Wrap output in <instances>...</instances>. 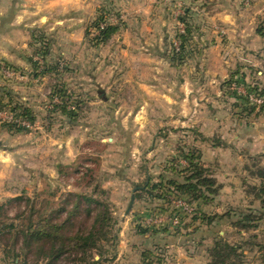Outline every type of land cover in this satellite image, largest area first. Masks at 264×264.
Returning <instances> with one entry per match:
<instances>
[{
    "label": "rangeland",
    "instance_id": "rangeland-1",
    "mask_svg": "<svg viewBox=\"0 0 264 264\" xmlns=\"http://www.w3.org/2000/svg\"><path fill=\"white\" fill-rule=\"evenodd\" d=\"M49 1L0 0V264H207L216 236L242 243L248 264H262L264 252L245 242L264 244V218L256 228L238 224L249 207L261 210L242 184L246 161L236 146L247 134L235 138L234 125L225 127L229 114L211 117L209 108L264 115V69L255 78L223 21H210L220 11L253 16L260 0H74L64 9L43 5ZM23 11L24 19L15 17ZM257 17L251 26L260 34L264 13ZM188 23L192 37L175 56ZM108 24L117 30L98 41ZM220 51L237 56L216 64ZM63 102L74 116L50 114ZM193 148L224 183L212 203L191 202L170 184L153 192L162 198L142 193L149 181L181 180L172 168L187 167ZM68 193L102 200L115 219L86 251L56 258L52 244L40 250L12 234L31 203L48 213ZM74 200L53 222L69 217ZM99 210L82 202L61 234L88 236Z\"/></svg>",
    "mask_w": 264,
    "mask_h": 264
},
{
    "label": "trees",
    "instance_id": "trees-1",
    "mask_svg": "<svg viewBox=\"0 0 264 264\" xmlns=\"http://www.w3.org/2000/svg\"><path fill=\"white\" fill-rule=\"evenodd\" d=\"M187 23V22H186ZM117 30L116 26L106 25L97 37L98 41L108 40L114 32ZM258 31L260 34L264 35V27H259ZM193 34V28L188 23L186 24L185 33L181 35V47L180 51L176 52L174 55L182 57L186 51V45L190 41ZM173 57L174 59L176 57ZM60 109L63 113H67L69 116H74L75 112L67 108V103L63 102L61 105H56L50 114L56 109ZM264 109V104L260 106ZM24 112L27 113L26 108ZM28 114V113H27ZM11 128L14 127L12 123L8 124ZM198 149L193 148L188 154L189 165L177 171V174L182 177L181 180L170 178L168 182L163 184L164 179L161 182L152 183L149 181L146 183L145 188L141 189L142 193L149 194L150 197L162 198V194L153 193L157 189L167 187L170 184L173 188L178 190V192H183L189 195L191 202H198L199 205H207L212 203L215 196L219 195L224 187V183L221 182L216 176L212 174L211 165L208 162H204L201 159V155ZM246 162L243 164L244 173L241 175L242 184L245 185L244 191L246 193V198H249V204L253 205L257 202L261 204V210L255 211L250 207L245 214L243 221L238 224L242 229H250L258 227L259 221L264 218V154L257 153L253 155H248L246 157ZM174 165V164H173ZM176 165V164H175ZM139 197V196H138ZM70 198H75L74 206L72 211L69 212V217L61 222H53L54 219L66 210ZM23 199V198H15ZM31 202H34L31 200ZM86 202L88 204L96 203L97 206H104V210H99L95 217L94 225L88 236H83L79 231L75 234H70L69 236H64L61 231L66 227L68 223L71 222L73 216L78 213L80 204ZM66 204V205H64ZM64 204L55 208L50 212H46L45 209L36 208L34 204L31 203L32 211L30 216L25 220L21 228H16L15 224H10V231L14 230L12 234L17 236L21 235L27 240V244L35 240L39 244L40 250H42V245L52 244L50 249L53 251V255L56 258L62 256L66 252L77 253L80 251H86L91 244H95L97 241V234L107 230L114 225L115 219L112 216L109 208L105 206L104 202L92 195L88 194H78V193H68L65 197ZM66 206V207H65ZM37 213L36 218L34 215ZM47 213V214H46ZM208 218V217H207ZM214 217H210L208 222H212ZM256 237V235H254ZM245 244H253L260 247L261 251L264 252V244H258L252 241H246ZM243 245L232 242L223 236H216L213 238L212 245L208 250V262L207 264H248L246 256L243 251ZM264 264V261L263 263Z\"/></svg>",
    "mask_w": 264,
    "mask_h": 264
},
{
    "label": "crops",
    "instance_id": "crops-1",
    "mask_svg": "<svg viewBox=\"0 0 264 264\" xmlns=\"http://www.w3.org/2000/svg\"><path fill=\"white\" fill-rule=\"evenodd\" d=\"M43 2H45L46 0H42ZM74 1V0H55V1H49L48 4H43L44 6H49V7H53L54 8V3H61V7L62 9H64V7H68L70 5H74L75 1L73 4H71L70 2ZM258 7L256 8V10H254V15L252 16H248V17H241L238 15L233 14V12H224V11H220L217 12L213 15H215L214 17L210 16V21L212 22H217V19H221L223 22L221 24H223L224 28L227 30L228 36L231 39H236V44H238L239 46V50L240 54H245V57H248L249 59L252 60V63L250 66H254L251 71L253 73V75H255L256 78V72L260 71L261 68L264 69V37L261 36L260 34H258L256 32V29L251 26V23H254L257 20V15H260L262 13H264V0H260L258 2ZM41 7V4L40 6ZM35 12H30L29 15L36 13ZM2 13V12H1ZM25 12H18L15 17L19 18V19H24L25 17ZM212 15V16H213ZM31 17V16H30ZM34 17V16H33ZM40 17L46 18L47 15L43 14ZM242 18H244L245 21H242ZM7 19V18H6ZM7 20H12V17ZM59 20V19H58ZM61 21H63L64 19H60ZM80 20V18H79ZM35 22V21H33ZM250 28V29H249ZM238 42V43H237ZM230 50V45L227 47ZM216 48L211 47L210 51H215ZM226 53L225 54H221L218 52V56L215 57L213 59V61L218 64L220 61L223 62V59L225 58L227 62L231 63L233 60L234 56H237V53H234L233 57H229L226 58ZM224 64V63H223ZM264 71V70H263ZM262 72V71H260ZM246 78L247 74L245 72V74H243ZM223 78L226 77L224 74L222 76ZM223 86V85H222ZM222 88L219 89L218 95H220V93H222ZM224 95V94H223ZM222 95V96H223ZM223 98V97H222ZM219 100V99H217ZM211 109V117H217V114L221 113H228V122L225 123V127L227 128V132L231 130L232 125H234V130L236 131L238 134L235 136V138H240V136H243V134H247L246 140L245 142H240L242 141L241 138L239 139L240 141L237 144V148L238 150L242 149V152H239L241 155L238 156L239 160H241V162L244 160H246V157L248 156V153H253V152H258V153H264V115H257V113L253 114L255 115L254 117L246 115L245 118H243L245 113L248 112H244L242 115L238 116L237 118L235 116H237L235 114V111L229 112V109L226 108V106H219V109L216 108V105H211V107H209ZM217 113V114H216ZM242 119H246V121H242ZM231 121L233 122H237L236 124L231 123ZM225 127L222 125V129H225ZM232 127V128H233ZM194 131H197L200 133L199 135H201L199 142L202 143H208L211 141L209 139V137H207L202 131L204 130H200V129H194ZM203 134V136H202ZM225 141V140H224ZM242 144H244L242 146ZM214 145H219V144H215L213 143L211 146V148L217 149L218 147L214 146ZM223 146H225V148H231V149H235V145H231V144H222ZM245 157V159H244Z\"/></svg>",
    "mask_w": 264,
    "mask_h": 264
},
{
    "label": "water",
    "instance_id": "water-1",
    "mask_svg": "<svg viewBox=\"0 0 264 264\" xmlns=\"http://www.w3.org/2000/svg\"><path fill=\"white\" fill-rule=\"evenodd\" d=\"M133 198H134V196H133Z\"/></svg>",
    "mask_w": 264,
    "mask_h": 264
}]
</instances>
